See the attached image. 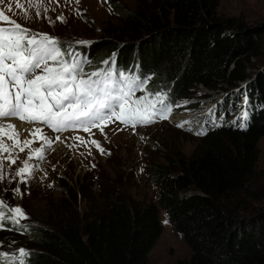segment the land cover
<instances>
[{"label": "trees", "instance_id": "trees-1", "mask_svg": "<svg viewBox=\"0 0 264 264\" xmlns=\"http://www.w3.org/2000/svg\"><path fill=\"white\" fill-rule=\"evenodd\" d=\"M110 1L123 33L77 48L88 71L114 59L118 69L150 76L148 89L167 93L173 106L197 85L238 87L248 116L207 130L190 155L151 164L156 203L108 196L96 216L41 229L29 264H147L162 232L158 206L190 251L175 264H264V182L256 171L264 69L251 61L264 45L263 26L220 16L219 0H138L133 10Z\"/></svg>", "mask_w": 264, "mask_h": 264}, {"label": "rangeland", "instance_id": "rangeland-1", "mask_svg": "<svg viewBox=\"0 0 264 264\" xmlns=\"http://www.w3.org/2000/svg\"><path fill=\"white\" fill-rule=\"evenodd\" d=\"M115 1L133 10L138 0ZM9 4L12 5L11 11L8 10ZM35 4L36 0H3L0 9L22 26L57 37L62 43L72 45L76 51L83 45L76 41L90 42L101 36L123 33L122 24L110 0H79L78 5L75 0L71 3L68 0H58V3L57 0H42L40 18L36 16ZM44 8L49 9L47 13L43 11ZM77 9L80 15L76 14ZM61 13L66 18L65 22L56 20ZM217 13L224 17H239L250 27L264 28V0H219ZM45 17H50L54 23H49ZM251 61L255 67L262 63L264 69V45L259 55ZM254 69L250 68L249 71ZM156 91L159 89L151 92ZM141 94L139 92L138 96ZM226 103L231 104L228 111ZM244 104L245 98L240 95L238 87L222 89L219 84V87L206 89L197 85L189 98L173 107L168 119H157L154 123L138 128L112 123L104 128L103 134L93 129L91 136L85 132L54 135L44 130L45 135L53 140L59 135L62 142H56L46 149L43 160L31 161L37 167L26 183L12 177L27 158V150L19 153L17 164L5 169L6 179L0 181V199L9 206H20L28 217L27 220H21V226L9 223L0 229V252L19 255L17 250L24 248L30 253L26 258V264H29L31 253L37 248V235L41 229L54 226L69 216L80 219L85 212L89 216H96L108 196H116L131 205L144 201L156 203L157 191L149 170L151 164L161 165L165 164L168 157L176 159L180 155H190L200 145L202 135L209 128L220 123L240 121ZM187 117L189 123L178 126ZM200 132L203 134H198ZM76 135L85 140H97L105 153L101 154L91 143L87 146L78 144L72 139ZM39 145L40 142H37L32 147ZM257 146L259 155L256 171L258 181L263 183L264 137L259 139ZM17 187L21 194L13 191ZM158 209L162 232L149 254L147 264H175L176 260L187 258L190 251L163 209L160 206Z\"/></svg>", "mask_w": 264, "mask_h": 264}, {"label": "snow or ice", "instance_id": "snow-or-ice-1", "mask_svg": "<svg viewBox=\"0 0 264 264\" xmlns=\"http://www.w3.org/2000/svg\"><path fill=\"white\" fill-rule=\"evenodd\" d=\"M41 3L42 0H36L37 18L41 17ZM75 3L78 5L79 0ZM11 9L9 4L8 10ZM48 10L43 9L45 13ZM76 14H81L78 9ZM45 18L54 23L50 17ZM56 20L65 22L66 18L61 13ZM90 63L71 45L65 47L57 37L22 26L0 9V181L6 179L5 169L17 164L19 153L27 150V158L12 177L26 183L37 167L31 161L43 160L46 149L62 142L59 135L55 140L45 135V128L55 133L82 130L91 136L93 129L103 134L104 128L117 121L134 129L137 125L169 118L173 105L167 93L148 89L150 76L141 78L131 71L118 69L114 59L103 61L105 67L86 71L85 66ZM137 92L142 94L138 96ZM242 115L247 118L248 113L245 111ZM15 120L33 126L26 130L28 136L24 139L20 138L24 130L17 127ZM188 123L184 121L178 126ZM72 139L85 146L91 143L101 154L105 153L95 139L85 140L79 135ZM37 142L40 145L33 148ZM13 191L21 194L19 187ZM27 219L20 206H9L0 199V229L9 223L21 226V220ZM17 251L19 255L0 252V264H26L30 253L24 248Z\"/></svg>", "mask_w": 264, "mask_h": 264}, {"label": "bare ground", "instance_id": "bare-ground-1", "mask_svg": "<svg viewBox=\"0 0 264 264\" xmlns=\"http://www.w3.org/2000/svg\"><path fill=\"white\" fill-rule=\"evenodd\" d=\"M203 112V111H202ZM196 117V116H195ZM181 118V117H180ZM185 121H188L189 120V117H187L186 119H184ZM179 121H183V119H179ZM14 123H16L17 127L24 130L22 131V135L20 138L22 137H27L28 136V131L26 130H29L31 129L32 127L31 126H27V125H24V124H21V123H18L16 121H13ZM22 160V159H21Z\"/></svg>", "mask_w": 264, "mask_h": 264}, {"label": "water", "instance_id": "water-1", "mask_svg": "<svg viewBox=\"0 0 264 264\" xmlns=\"http://www.w3.org/2000/svg\"><path fill=\"white\" fill-rule=\"evenodd\" d=\"M245 84V82H242L241 85Z\"/></svg>", "mask_w": 264, "mask_h": 264}]
</instances>
